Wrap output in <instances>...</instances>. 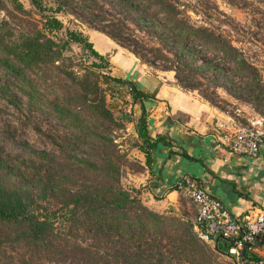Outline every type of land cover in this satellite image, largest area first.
<instances>
[{
	"label": "trees",
	"instance_id": "1",
	"mask_svg": "<svg viewBox=\"0 0 264 264\" xmlns=\"http://www.w3.org/2000/svg\"><path fill=\"white\" fill-rule=\"evenodd\" d=\"M25 1L26 7L19 0H0V68L7 79L0 85V100L16 117L10 124L4 118L7 112L0 108V264H208L211 252L234 261L227 254L232 245L229 240L215 237L209 249L197 240L187 219L175 216L172 210L162 216L141 204L139 188L120 187L123 171L113 152L112 131L132 125L146 172L152 151L159 144H169L149 135L144 102L155 97L133 77L111 75L107 56L94 49L87 33L67 24L98 25L101 33L145 67L150 63L143 60V34L207 48L232 65L239 78L251 83L259 72L264 75V66L249 61L218 32L220 26L214 22L224 26V17L196 9L197 3ZM104 7L131 17L137 34L130 31L123 38L124 22L114 19ZM188 11L199 18L198 24L189 20ZM145 21L147 27L140 26ZM69 55L82 61L80 74L64 63ZM170 71L175 84L187 91L176 71ZM102 85L120 93V105L110 106ZM16 94L24 98L25 105ZM37 113L67 131L76 147L80 141L83 152H65L60 158L29 149L18 138L24 129L40 133L34 124ZM48 140L57 143L50 136ZM263 245L264 233L253 245L243 247L238 263L261 264L253 249ZM12 247L20 254L5 253Z\"/></svg>",
	"mask_w": 264,
	"mask_h": 264
},
{
	"label": "rangeland",
	"instance_id": "2",
	"mask_svg": "<svg viewBox=\"0 0 264 264\" xmlns=\"http://www.w3.org/2000/svg\"><path fill=\"white\" fill-rule=\"evenodd\" d=\"M26 7L25 0H19ZM182 2L195 5L196 9L213 14L214 16L224 17L226 25L218 24L220 28L217 29L222 36L229 38L239 51L249 57V61L256 60L264 66V0H181ZM104 10L114 16V19H121L123 23V31L121 35L123 38H128L130 31L137 34L135 31L136 26L131 23V17L121 14L119 9ZM189 20L198 24L199 18L187 12ZM3 12L0 11V19ZM63 24H66L65 18H60ZM70 28L78 29L84 33L92 36V42L97 49L102 51L108 50L106 45L108 39L103 33L99 31L98 25L81 24L79 21L74 24L68 23ZM147 27V21L143 25ZM143 40L146 46L144 47V61L150 63L146 66L150 72L157 73H170L174 79V72L176 71V78L180 81L181 86L187 88V91L194 92L199 95L203 100H208L212 105L219 109L226 107H238L244 117L263 118L264 119V75L259 72L257 80L253 83L247 79L239 78L232 65L223 62L218 55L191 41L185 42L180 45L175 38L165 41L163 38L152 37L150 34H143ZM105 40V41H104ZM105 42V43H104ZM115 44L114 42H112ZM105 45V46H104ZM116 45V44H115ZM117 46V45H116ZM151 47L150 51L148 48ZM108 58L110 56H107ZM68 60H65L66 65L79 74L81 71L82 61L78 60L76 55H69ZM138 60V59H137ZM258 68L259 65H257ZM111 75L114 74L111 72ZM6 75L0 68V85L6 83ZM175 81V80H174ZM106 92L107 101L110 106L120 105V93L113 87L102 85ZM194 88V89H191ZM13 89V88H12ZM14 90V89H13ZM121 91V90H120ZM20 102L25 105L26 102L19 94H16ZM0 108L4 109L7 114L4 115L5 120L10 124L16 122L13 110L0 100ZM122 108L126 111L135 113V110L129 108L128 105H123ZM38 119L34 120L40 128V133L31 129H24L25 132L19 136V140L25 142L27 147L31 150L52 152L57 157H64L65 152L72 154H81L83 146L78 141L77 147L73 144V140L69 139V133L63 130L49 117L41 113H37ZM43 133V134H42ZM46 136V137H45ZM52 137L55 142L48 140ZM113 139V152L119 157V163L122 168V175L119 178V185L121 188L127 189L128 187L139 188L141 191V204L146 208L158 212V214L168 215V210L177 217L189 220L193 214L194 209L192 205L178 195L177 201L173 206L157 205L151 203L147 205V172L143 167V158L135 147V135L132 131L131 124H125L122 129L114 130L111 132ZM99 158L96 154L93 156L94 160ZM209 249L210 243L205 244ZM13 249L7 248L6 254L9 250H13L20 254L17 247ZM253 252L261 259V264H264V245L256 247ZM13 264V263H11ZM208 264H240L229 257L218 253H212L209 258Z\"/></svg>",
	"mask_w": 264,
	"mask_h": 264
},
{
	"label": "crops",
	"instance_id": "3",
	"mask_svg": "<svg viewBox=\"0 0 264 264\" xmlns=\"http://www.w3.org/2000/svg\"><path fill=\"white\" fill-rule=\"evenodd\" d=\"M88 36L93 44L92 36ZM106 45L109 55L108 50L93 47L99 54L110 56L107 58L115 76L133 77L155 97L144 102L149 135L169 142L157 145L151 153L147 205L173 206L178 194L172 190V182L188 177L217 198L232 216L264 211V140L253 158L229 154L212 129L221 109L194 92L181 90L172 74L150 72L126 50L109 40Z\"/></svg>",
	"mask_w": 264,
	"mask_h": 264
},
{
	"label": "built area",
	"instance_id": "4",
	"mask_svg": "<svg viewBox=\"0 0 264 264\" xmlns=\"http://www.w3.org/2000/svg\"><path fill=\"white\" fill-rule=\"evenodd\" d=\"M212 129L222 147L229 154L255 157L264 140V119L244 117L238 107H226L212 122ZM171 188L187 200L194 209L187 220L200 243H210L215 237L229 240L227 254L238 263L244 246H251L264 233V211L232 216L221 202L188 177L176 178Z\"/></svg>",
	"mask_w": 264,
	"mask_h": 264
},
{
	"label": "water",
	"instance_id": "5",
	"mask_svg": "<svg viewBox=\"0 0 264 264\" xmlns=\"http://www.w3.org/2000/svg\"><path fill=\"white\" fill-rule=\"evenodd\" d=\"M260 236H261V235H260ZM260 236H259V237H260ZM259 237H258V238H259ZM241 253H242V252L239 253V256H241Z\"/></svg>",
	"mask_w": 264,
	"mask_h": 264
}]
</instances>
